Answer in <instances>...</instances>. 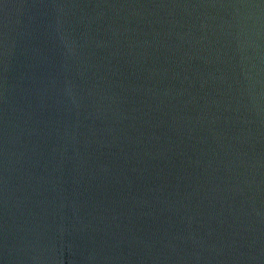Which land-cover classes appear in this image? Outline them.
<instances>
[{
	"label": "water",
	"instance_id": "1",
	"mask_svg": "<svg viewBox=\"0 0 264 264\" xmlns=\"http://www.w3.org/2000/svg\"><path fill=\"white\" fill-rule=\"evenodd\" d=\"M0 264H264V0H0Z\"/></svg>",
	"mask_w": 264,
	"mask_h": 264
}]
</instances>
